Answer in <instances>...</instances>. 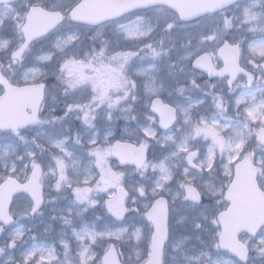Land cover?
Here are the masks:
<instances>
[{
	"label": "snow or ice",
	"instance_id": "obj_1",
	"mask_svg": "<svg viewBox=\"0 0 264 264\" xmlns=\"http://www.w3.org/2000/svg\"><path fill=\"white\" fill-rule=\"evenodd\" d=\"M0 4V264H264V0Z\"/></svg>",
	"mask_w": 264,
	"mask_h": 264
},
{
	"label": "rangeland",
	"instance_id": "obj_2",
	"mask_svg": "<svg viewBox=\"0 0 264 264\" xmlns=\"http://www.w3.org/2000/svg\"><path fill=\"white\" fill-rule=\"evenodd\" d=\"M19 5V3L17 4V6ZM6 10V7H5V5H2V6H0V12H3V11H5ZM166 43H169L167 40H166ZM175 43L177 44V46L179 45V43H180V37L178 36L177 38H176V40H175ZM0 56H6V54L4 53V52H2V51H0ZM55 105H50V107H54ZM48 129H47V126H45V128L43 129V131H47ZM39 131H41V129H34L31 133H28V135H33V134H35L36 132H39ZM43 142V141H42ZM50 195H52V196H55L56 195V193H50ZM66 203V200H58L57 202H53V204H51V203H48V204H46L45 206H44V208H46V209H54L56 212H61L62 210H64V204ZM49 204H51V205H49ZM185 208V210L188 212V215H190V213H191V210H189V209H186V206L185 205H183V204H181L179 201H177V207H178V209L179 208H183V207ZM183 208V209H184ZM45 209V210H46ZM184 210H178L176 213H175V215H174V218H175V216H179V215H181L182 214V212H183ZM43 213H45V212H43ZM37 216V217H36ZM36 216H34L33 218L32 217H30V218H21L20 219V221H19V224H21V225H26V224H31L32 223V226H31V228L35 231V233H37L38 234V236L41 238V239H45V238H48V237H46L45 236V234H44V229L45 228H48L49 229V232H50V235L52 236V237H55L57 234H58V231H55V230H53L51 227H49V226H47L46 224H43V223H40V222H38V220L41 218V216H42V214H40V215H36ZM73 218H74V220H76V217L73 215ZM35 222V224H33ZM182 226L183 227V224H177V226ZM27 228V227H26ZM176 232V231H175ZM174 232V233H175ZM182 233H183V235H182ZM182 233H180L179 235L180 236H178V234H177V232L174 234V240H179L180 238H182L184 235H188L189 233H186L185 231H184V228H183V232ZM190 235H191V239L190 240H188V241H185L182 245H181V250H183V251H186V252H189V253H195L196 252V250L199 248V245L197 244V242H196V239H195V237H196V233L195 232H192V233H190ZM192 245H196V248H193L192 247ZM181 250H177L176 252H172V250H171V248L169 249V253H170V256H169V264H185V261H184V259H183V257H182V255H181ZM172 257H175V259H173Z\"/></svg>",
	"mask_w": 264,
	"mask_h": 264
},
{
	"label": "water",
	"instance_id": "obj_3",
	"mask_svg": "<svg viewBox=\"0 0 264 264\" xmlns=\"http://www.w3.org/2000/svg\"><path fill=\"white\" fill-rule=\"evenodd\" d=\"M23 102H26L23 97H14L13 99L9 101V104H8L9 110H14L18 103H23ZM241 187L245 188V190L247 191L248 197H249L250 193H249L247 186L244 184H241Z\"/></svg>",
	"mask_w": 264,
	"mask_h": 264
},
{
	"label": "trees",
	"instance_id": "obj_4",
	"mask_svg": "<svg viewBox=\"0 0 264 264\" xmlns=\"http://www.w3.org/2000/svg\"><path fill=\"white\" fill-rule=\"evenodd\" d=\"M88 35H90V34H88ZM88 35L85 37V40H84L85 44H89L90 43V40L87 39Z\"/></svg>",
	"mask_w": 264,
	"mask_h": 264
}]
</instances>
